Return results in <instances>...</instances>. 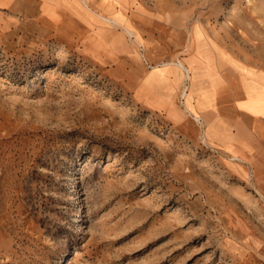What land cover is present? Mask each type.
<instances>
[{
  "label": "rangeland",
  "instance_id": "obj_1",
  "mask_svg": "<svg viewBox=\"0 0 264 264\" xmlns=\"http://www.w3.org/2000/svg\"><path fill=\"white\" fill-rule=\"evenodd\" d=\"M45 1L0 6V264L264 258V0Z\"/></svg>",
  "mask_w": 264,
  "mask_h": 264
},
{
  "label": "crops",
  "instance_id": "obj_2",
  "mask_svg": "<svg viewBox=\"0 0 264 264\" xmlns=\"http://www.w3.org/2000/svg\"><path fill=\"white\" fill-rule=\"evenodd\" d=\"M72 1L74 2V0H72ZM68 2L70 3L71 0H46L45 1V9L53 17L52 23H53V26L55 28L56 27L65 28V26L68 23L73 22V21H71V19L66 18V16L64 14H62L64 11V8L69 9V10L72 9L70 6H68V4H67ZM88 3L90 5L95 6L96 0H88ZM0 6L13 7L14 11H16V12L17 11H21V12L31 11L30 8H27L24 5L20 4L19 0H0ZM71 11L74 12V10H71ZM83 28L86 30L85 32L87 35V33H88L87 30L89 29V26L83 25ZM117 38H118V34H117ZM255 119L257 120V125H260L261 126L260 128L264 129V116L259 115ZM261 137L264 141V133H261ZM249 264H264V258H262L261 260L250 262Z\"/></svg>",
  "mask_w": 264,
  "mask_h": 264
},
{
  "label": "bare ground",
  "instance_id": "obj_3",
  "mask_svg": "<svg viewBox=\"0 0 264 264\" xmlns=\"http://www.w3.org/2000/svg\"><path fill=\"white\" fill-rule=\"evenodd\" d=\"M99 11H101V10H99ZM111 55V54H110Z\"/></svg>",
  "mask_w": 264,
  "mask_h": 264
}]
</instances>
